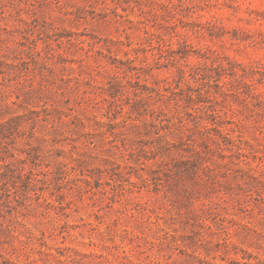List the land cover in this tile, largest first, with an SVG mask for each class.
I'll return each mask as SVG.
<instances>
[{
  "label": "rangeland",
  "instance_id": "rangeland-1",
  "mask_svg": "<svg viewBox=\"0 0 264 264\" xmlns=\"http://www.w3.org/2000/svg\"><path fill=\"white\" fill-rule=\"evenodd\" d=\"M0 264H264V0H0Z\"/></svg>",
  "mask_w": 264,
  "mask_h": 264
}]
</instances>
